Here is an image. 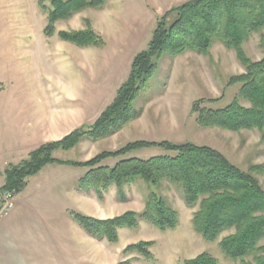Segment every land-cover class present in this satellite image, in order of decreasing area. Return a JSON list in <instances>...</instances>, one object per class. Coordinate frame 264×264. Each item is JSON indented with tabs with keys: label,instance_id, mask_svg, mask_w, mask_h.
<instances>
[{
	"label": "rangeland",
	"instance_id": "obj_1",
	"mask_svg": "<svg viewBox=\"0 0 264 264\" xmlns=\"http://www.w3.org/2000/svg\"><path fill=\"white\" fill-rule=\"evenodd\" d=\"M187 1L190 0H109L102 10L87 9L76 15L73 18L76 26L84 28V20L87 19L94 29V22L102 13L100 11L105 10L107 18L113 20L110 32L122 40L119 43L122 48L117 50L110 46L106 52L85 49L86 55L91 57L85 60L84 72L76 57V52L82 48L64 42L58 36L59 31L69 30L70 21L59 22L54 36L45 35L47 14L40 5L48 2L0 0V106L16 99V117L22 118L42 110L56 117L67 107L63 102L66 97L61 91V87L66 86L71 88V92L79 90L88 96L93 111L105 110L128 80L133 58L147 50L157 21L171 8ZM262 35L264 31L252 35L243 45L252 61L264 56ZM243 70L236 52L221 43H216L207 56L194 52H185L177 57L164 54L133 102L137 111L142 110L138 119L111 137L97 142L85 140L76 149L58 151L60 154L56 152L55 156L83 162L103 151H114L135 141L193 143L218 150L242 170L251 171L264 188L263 133L258 129L235 132L204 126L198 122L200 113L195 111L229 106L242 87L241 84H232L231 78L243 74ZM242 103L249 106L247 102ZM70 107L76 108L77 103H71ZM166 155L173 153L156 146L134 152L127 158L149 160ZM117 162L108 160L103 166L113 167ZM7 166L0 168V187L5 183ZM72 168L75 171L69 175V184L73 185L68 186L67 197L66 184L62 188H53V192L62 197L63 205L42 193L43 186L48 183L47 180L42 181V174L29 179L26 191L16 198V202L24 204L16 208V226L69 229L78 223L77 214L108 220L130 211L142 212L147 197L155 192L177 211L179 226L175 230L162 231L150 223L141 222L138 229H122L118 243L101 240L102 264H123L128 260L131 264H183L204 252L210 253L219 264H235L222 254L221 239L211 243L195 232L191 221L195 210L188 208L177 186L164 182L160 188H154L137 179L124 188V196L112 187L101 199L94 190L85 193L79 190V181L88 170ZM72 168L62 171L65 173V169ZM76 191L80 192L79 199L74 195ZM63 207L64 210L66 207L69 209L67 216L65 213L56 216ZM47 213V217H42ZM6 217L0 219V224ZM141 241L154 242L150 249L152 258L125 253L127 247ZM69 247L54 248L51 252L53 259L62 264L63 259L70 256ZM112 249H115V254Z\"/></svg>",
	"mask_w": 264,
	"mask_h": 264
},
{
	"label": "trees",
	"instance_id": "obj_2",
	"mask_svg": "<svg viewBox=\"0 0 264 264\" xmlns=\"http://www.w3.org/2000/svg\"><path fill=\"white\" fill-rule=\"evenodd\" d=\"M108 1L45 0L49 4L40 5L47 14L45 35L54 36L59 22L71 21L87 9L102 10ZM84 24L79 31H59L60 40L80 48L103 46L104 39L94 31L91 22L86 19ZM262 31L264 0H190L171 8L157 21L147 50L135 56L128 80L95 122L76 129L60 141L40 146L18 165L9 164L2 187L20 194L28 187L29 179L50 164L87 169L79 181V190L84 193L94 190L101 199L112 187L124 196V188L137 179L154 188L168 182L182 191L185 204L195 210L192 218L195 232L211 243L221 239L219 246L224 257L235 264H264V188L251 171L242 170L218 150L193 143L141 140L114 151H103L83 162L55 156L58 151L76 149L85 140L97 142L111 137L138 119L142 110L137 111L133 102L164 54L177 57L194 52L207 56L216 43L236 52L245 71L231 78V83L242 87L224 109H195L200 113L198 122L235 132L258 129L264 139V56L252 61L243 50L251 36ZM261 46L264 51V35ZM242 101L249 106H244ZM156 146L173 155L149 160L127 158L134 152ZM112 159L118 160L113 167L103 166ZM76 221L90 236L110 243H118L120 230L138 229L141 222L162 231L175 230L180 223L177 211L155 192L147 197L142 212L130 211L108 220L77 214ZM153 246L154 242L141 241L127 247L125 253L150 259ZM183 264L219 262L204 252Z\"/></svg>",
	"mask_w": 264,
	"mask_h": 264
},
{
	"label": "crops",
	"instance_id": "obj_3",
	"mask_svg": "<svg viewBox=\"0 0 264 264\" xmlns=\"http://www.w3.org/2000/svg\"><path fill=\"white\" fill-rule=\"evenodd\" d=\"M100 12L103 13L105 10ZM102 13L95 20L94 29L104 39L105 44L101 47L89 48L95 49L94 52H106L109 46L116 50L121 49L122 45L119 44L121 38L110 32L112 31V18H107L106 12ZM78 18L80 17L78 16ZM76 25V21L72 19L67 31L83 29V27ZM85 49L88 48H82L81 51L76 52L78 63L84 72H86L85 60L91 57L86 55ZM68 51L70 52L69 49ZM94 56L93 54L92 57ZM70 90L71 88L67 89L66 86L61 87V91L66 97L63 98V102H66L67 107L61 112V115L56 117L50 115L46 110L31 113L22 118L16 117V99L0 106V168L9 164H17L40 146L60 141L76 129L94 123L104 111L101 109L93 111L89 105L88 96L79 90L76 93ZM71 103H77V107L71 108ZM57 158L62 159L58 155ZM68 167L71 166L50 164L39 173L43 175V182L48 181L47 186H43L42 193L48 194L55 201H60L62 205V197L53 191L55 188L59 186L62 188L63 184H66L67 197L68 186L73 185L69 184V175L75 171L71 167L72 170L65 169L64 173L62 170ZM76 192L74 195L79 199L80 192ZM23 205L20 201L16 202L13 211L0 224V264H59L53 259L51 252L54 248L60 250L68 248V246H70L68 249L70 256L67 255L68 258L63 259L62 264H102L101 240L90 236L78 223L69 229L31 225L29 227L16 226V208L23 207ZM63 213L67 216L69 209L66 207L64 210L63 207L62 210L56 212V216ZM47 216L48 213L42 215V217ZM112 250L115 254V249Z\"/></svg>",
	"mask_w": 264,
	"mask_h": 264
},
{
	"label": "built area",
	"instance_id": "obj_4",
	"mask_svg": "<svg viewBox=\"0 0 264 264\" xmlns=\"http://www.w3.org/2000/svg\"><path fill=\"white\" fill-rule=\"evenodd\" d=\"M17 196L16 191L0 187V219L8 216L13 211Z\"/></svg>",
	"mask_w": 264,
	"mask_h": 264
}]
</instances>
